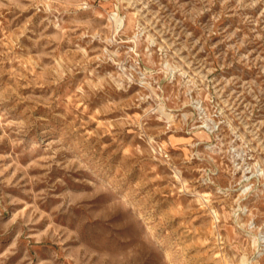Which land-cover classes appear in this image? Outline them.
<instances>
[{"label": "rangeland", "instance_id": "374dc122", "mask_svg": "<svg viewBox=\"0 0 264 264\" xmlns=\"http://www.w3.org/2000/svg\"><path fill=\"white\" fill-rule=\"evenodd\" d=\"M0 264H264V0H0Z\"/></svg>", "mask_w": 264, "mask_h": 264}]
</instances>
